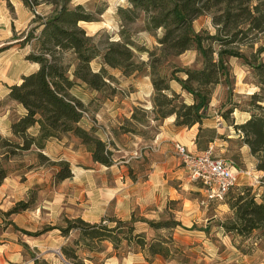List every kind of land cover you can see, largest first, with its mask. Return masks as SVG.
<instances>
[{"label": "trees", "instance_id": "1", "mask_svg": "<svg viewBox=\"0 0 264 264\" xmlns=\"http://www.w3.org/2000/svg\"><path fill=\"white\" fill-rule=\"evenodd\" d=\"M21 1L33 18L31 28L15 45L29 47L25 60L37 69L22 75L19 83L8 87L7 99L19 105L23 112L17 117L9 116V134L0 139V148L4 151L1 157L11 161L13 157L34 152L40 165L51 162L57 167L53 178L59 184L73 177L71 166L65 160H53L45 150L51 140L72 137L90 153L93 162L108 168L114 166L117 150L114 141L110 137L103 140L94 126L82 125L86 105L74 95L76 89L82 88L96 93L95 100L99 102L113 100L120 93V80L112 71L125 79L150 77L154 90L152 109L134 108L130 118L117 130L123 135L144 137L138 126L145 124L149 117L162 122L175 117L174 126L178 130L199 127L196 146L203 151L215 141L225 139L216 129L205 128L204 120L210 111L211 88L220 85L222 79L231 78L230 61L236 59L242 61L241 66L248 74H254L256 80L248 84L258 90L249 94L248 109L238 110L239 106L234 104L220 116L237 133L239 151L246 147L256 171L264 172V42L260 43L264 40V0H126V6L118 9V16L126 26L142 21L148 33L163 31L157 40L159 46L153 51L135 45L124 27L119 41L109 38L102 42L99 36H89L80 24L98 20L85 6L72 7L74 0ZM43 4L52 8L45 16L38 12ZM105 10L102 8L98 14L102 15ZM203 15L211 18L214 34L207 30L194 31L193 22ZM245 50L250 51V55L244 53ZM190 51L201 57V69L179 70L176 66L170 69V58ZM142 52L148 54L147 61L139 60L138 53ZM98 60L99 67L94 69L92 64ZM177 72L184 73L185 78L176 76ZM171 81H176L182 92L192 98L191 103L171 89ZM236 111L248 113L249 119L238 124L234 117ZM227 161L241 170L233 161ZM32 167L29 165L28 170ZM8 174L7 169L0 167V187ZM234 188L228 192L226 202L233 218L222 228L239 237L260 234L255 241L264 238V195L258 200L253 186L245 185L236 191ZM33 203V199L17 202L2 213V217L29 211ZM142 222L154 230L180 226L177 222ZM135 223L134 219L123 221L111 217L92 224L82 218H65L64 226L35 233L20 230L12 222L10 225L32 238L52 230H58L66 239L75 234L60 249L66 264H83L81 254L100 253L104 243L111 244L117 256L137 250L147 260L149 257L172 258L168 244L157 239L149 241L145 234L136 233ZM20 244L34 264H50L37 257L28 244Z\"/></svg>", "mask_w": 264, "mask_h": 264}, {"label": "rangeland", "instance_id": "2", "mask_svg": "<svg viewBox=\"0 0 264 264\" xmlns=\"http://www.w3.org/2000/svg\"><path fill=\"white\" fill-rule=\"evenodd\" d=\"M76 4L85 6L98 20L80 24L89 36H99L102 42L109 38L119 41L124 27L131 41L138 47L153 51L159 46L157 40L162 37V30L148 33L144 30L142 21L126 26L119 18L118 9L126 6V0H74L72 7ZM102 8L106 10L99 15ZM51 11V6L45 4L38 8L43 16ZM32 18L33 14L23 7L21 0H0V139L9 134V116L17 117L23 112L19 105L7 99L8 87L12 85V81L19 83L21 74H28L35 69L25 60L29 47L15 45L16 40L31 28ZM193 28L196 33L207 30L214 34L211 18L207 15L196 19ZM263 42L264 40L260 41L261 44ZM244 53L250 55L251 52L245 50ZM138 56L141 61L148 60L146 52L138 53ZM170 60V69L173 66L179 70H199L202 67V59L194 51ZM230 63L231 78L222 79L220 85L211 88L210 111L204 120L205 128L216 129L225 139L215 141L203 151L211 147L215 157L233 161L243 170L239 185L233 191L245 187V184L256 183L253 179L257 178L259 183L248 186H253L260 200L264 195V175L256 171L254 160L246 158L243 149L239 151L237 133L220 116V113L234 104L239 106L238 110L248 109L249 94L243 93L252 92L253 89L247 88L244 83H251L256 79L254 74L242 70L241 60L231 59ZM92 66L97 69L99 60ZM112 73L120 80V93L113 100L99 102L95 100L96 93L82 88L76 89L74 95L86 105L85 112L88 117L84 116L82 125L85 128L94 126L103 140L110 137L114 141L117 149L114 152V166L108 168L93 162L90 153L72 137L61 141L51 140L50 149L56 154L50 158L69 162L73 172L72 178L56 184L53 173L57 167L52 166L51 162L40 165L34 152L13 157L9 161L1 157L4 151L0 148V167L7 169L8 177L16 176L22 182L27 180L26 177L29 179L30 189L22 201L33 199L31 209L26 212L34 219L32 224L34 230L37 229L35 232L64 226L65 218H82L91 224L100 223L109 217L123 221L134 219L136 233L145 234L149 241L157 239L168 244L173 254L171 259L149 257L147 260L137 250L126 256H117L112 245L104 243L100 253L81 254L83 264H250L249 256L254 248V241L260 234L239 237L226 232L222 225L233 218V212L226 204L230 194L223 201L207 202L201 185L190 179L175 152L164 164L165 161L159 158L154 144L160 130L158 126L163 122L152 121L150 117L146 119L145 124L138 126V131L145 134L144 137L123 135L117 130L126 120L125 114L128 113L132 98H144V101L136 102V107L152 109L154 90L150 77H140L133 81V78L121 77L116 71ZM176 76L185 78L182 72H177ZM169 84L174 92L180 90L176 81ZM190 101L192 98L187 96L186 102ZM3 112H6V120L1 117ZM142 114L139 112V116ZM234 117L238 123L244 119L240 111H236ZM179 141L190 146L188 142ZM29 165H33L32 170H28ZM246 172H250L251 176H247ZM2 213L6 212L0 208V240L7 239V236L1 235L7 227L20 237L19 243L30 240V237L10 225L12 217L3 219ZM143 220L154 223L177 222L180 226L154 230L149 224L142 222ZM74 235L66 239L58 230H52L37 239L43 241L40 248L45 250V258L56 264H66L60 249ZM23 251L29 258L27 251Z\"/></svg>", "mask_w": 264, "mask_h": 264}, {"label": "crops", "instance_id": "3", "mask_svg": "<svg viewBox=\"0 0 264 264\" xmlns=\"http://www.w3.org/2000/svg\"><path fill=\"white\" fill-rule=\"evenodd\" d=\"M22 3V1H21ZM23 5V3H22ZM24 7V5H23ZM25 8V7H24ZM26 9V8H25ZM29 11L28 9H26ZM30 12V11H29ZM32 21V20H31ZM17 41V40H16ZM1 50V49H0ZM36 70L37 66L32 65ZM33 70V71H34ZM242 70L246 72V69L243 67ZM24 74H21V76ZM20 76V79H21ZM138 79H133V81H137ZM20 81V80H19ZM17 81H12V85L16 84ZM247 88L253 89L252 92H247L243 94H252L256 92L258 89L253 86L252 84L244 83ZM12 85H9L12 86ZM178 94H182L185 98L188 96L185 93L182 92L181 87L180 90L177 92ZM129 99V98H128ZM144 101L143 99L139 98H132L130 105H128V113H126V118H130L133 109L136 108L139 102ZM136 102H138L136 104ZM190 101L189 103H191ZM188 103V102H187ZM130 106V107H129ZM244 119L241 123L245 122L247 119H249V114L240 112ZM2 119L6 120V116L2 115ZM175 117H170L166 119L162 125L159 127V133L157 134V137L154 141V144L156 146L157 152L160 155L159 158L162 161H165L164 164H166L169 161V158L174 154V145L177 142H180L179 140H183L185 142L190 143V146L184 144L188 149L192 152H202L200 151L196 146V138L198 135L199 127L194 126L191 129H181L178 130L174 126ZM238 123V122H237ZM239 124V123H238ZM9 129V128H8ZM181 143V142H180ZM49 143L46 147L45 154L49 157L55 156L56 153L52 149H50ZM244 152H246V158H251L249 155V151L246 147L243 148ZM165 166V165H163ZM264 175V172H259ZM27 180L22 182L20 178L16 176L7 177L4 180V183L0 187V208L3 210V212H8L17 202H20L24 200L26 197L27 191L30 189V183L28 177H26ZM247 185V184H245ZM254 186V185H253ZM27 212L17 214L12 216V223L20 229H24L29 232H35L31 217ZM36 216V214H35ZM2 222V219L0 218V223ZM3 237L7 236L6 240H0V264H34L32 260L27 258L24 254L23 247L21 246V242L19 243V238L17 237L16 232L11 231L9 227H7L3 233L1 234ZM30 247V250L37 255V257H43L46 261H48L50 264H56L54 261H49L47 258H45L44 252L45 250H41L40 245H42V239L32 238L30 237V240L22 241ZM42 255H41V254ZM251 261L250 264H264V238H261L259 240L254 241V248L251 250V256H249Z\"/></svg>", "mask_w": 264, "mask_h": 264}, {"label": "built area", "instance_id": "4", "mask_svg": "<svg viewBox=\"0 0 264 264\" xmlns=\"http://www.w3.org/2000/svg\"><path fill=\"white\" fill-rule=\"evenodd\" d=\"M174 152L190 179L201 185L207 202L223 201L228 192L239 185L240 174L244 173L226 159L215 157L211 147L206 151L192 152L184 144L177 142L174 145ZM245 174L251 176L250 172ZM253 181L256 183L247 185L259 183L257 178Z\"/></svg>", "mask_w": 264, "mask_h": 264}]
</instances>
